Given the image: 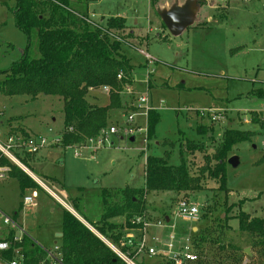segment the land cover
Wrapping results in <instances>:
<instances>
[{"label": "rangeland", "instance_id": "obj_1", "mask_svg": "<svg viewBox=\"0 0 264 264\" xmlns=\"http://www.w3.org/2000/svg\"><path fill=\"white\" fill-rule=\"evenodd\" d=\"M186 1L99 0L88 6L89 18L95 23L110 27L107 21L113 18L124 25L122 29L111 30L121 44L120 52L133 66L131 88L136 96L147 95L159 115L148 143H145V132L132 136L134 142H130L131 137L118 133L108 137L104 146L95 151V143L84 148L79 143L64 148L60 137L65 131L61 98L0 94V142L13 133L44 136L51 142L37 154L14 153V156L21 162L25 159L29 171L74 210L69 212L41 187L23 192L16 180L9 177L11 167L7 166V179L0 181V210L8 216L19 211L25 232L40 246L60 245L56 235L62 230L64 211L82 221L85 220L82 217L91 222L99 220L103 213V189L110 202L121 199L116 193L118 189L143 190L145 160L147 156L162 157L170 150L162 145L164 140L176 142L169 164L177 166L179 142L203 143L205 152L210 154L225 131L233 129L248 132L251 140L234 146L230 153V157H238L239 164L237 167L226 165L228 192L213 190L217 185L209 181L207 188L189 194H147L143 216L148 219L149 227L134 231L123 229L121 241L129 242L119 248L124 247L130 253L136 249L137 253L132 256L136 264H165L166 257L149 256L148 249L161 250L171 235L183 239L191 236L194 240V233L207 227L216 239L220 233L216 220L229 217L225 223L229 229L221 239L225 244L250 249V255L243 254L241 264L263 263L260 253L247 247L236 218L240 211L264 218V0H200L195 25L176 38L165 28L159 12ZM14 5V0H0V71L19 61L28 45L26 35L16 27ZM36 43L37 40L33 41L34 56L38 55ZM145 54L152 60L148 61ZM3 77L0 75V81ZM102 89L88 91L86 100L90 105L109 104V96ZM120 97L123 103L127 100L123 95ZM127 112L125 107L109 110L104 129L123 125ZM214 113L219 117L216 121L210 117ZM139 122L146 128L145 118H139ZM198 125L207 126L209 131L201 135ZM52 141L55 142L52 144ZM194 159L193 172L204 164L203 154L196 153ZM57 182L61 186L55 185ZM62 189L67 198L61 194ZM34 195L32 205L22 206L25 196ZM75 199H80L77 208L73 204ZM183 199L190 200L199 209L196 218L178 215V203ZM123 223L124 217L122 222L113 224L119 228ZM0 227L5 228L1 218ZM193 227L197 229L192 231ZM142 244L144 248L138 250ZM196 252L199 259L207 256L219 262L224 258L218 257L226 256L231 258L229 264H235L234 253L221 254L214 243H208L204 252L202 249Z\"/></svg>", "mask_w": 264, "mask_h": 264}, {"label": "trees", "instance_id": "obj_2", "mask_svg": "<svg viewBox=\"0 0 264 264\" xmlns=\"http://www.w3.org/2000/svg\"><path fill=\"white\" fill-rule=\"evenodd\" d=\"M96 1L99 0H14V21L16 27L26 35L28 45L19 61L9 69L0 71V75L4 76L0 81V94H28L33 99L40 96L61 98L65 115V131L61 136L64 148L77 143L84 144L88 139L98 136L107 126L109 110L124 107L119 93L123 85L131 83L130 72L133 66L120 52L121 44L113 37L111 30L113 27L122 29L124 25L118 24V20L113 18L107 21L110 27L92 21L88 15V6ZM36 40L38 55L34 56L32 46ZM120 73L124 75L122 80L117 78ZM104 87L110 88L109 104L104 107L90 105L86 100L88 91ZM158 120V113L150 111L147 141L154 135ZM197 131L202 135L209 130L205 125H198ZM250 140L248 132L229 129L210 154L205 152L203 143L184 140L185 142H179V164L174 166L169 164V160L176 142L166 139L162 145L170 150L165 151L162 157L147 156L145 160L143 190L128 187L118 189L116 193L121 199L110 202L103 189L100 223L95 224L83 218L106 239L120 246L123 229L142 230V225H134L132 221L145 214L147 194H189L207 188L209 181L217 185L213 190L227 193L226 165L231 158L230 153L234 146ZM196 153L203 154L204 164L193 172L191 163L195 160ZM21 163L28 165L25 159ZM0 165L11 167L8 175L16 180L23 192L40 189L36 182L15 165H11L9 160L1 158ZM79 201L80 199L73 200L76 208ZM114 217H124V223L119 228L109 223ZM228 218L216 220L219 221L220 228L216 239L209 234L212 232L210 227L194 233L195 247L204 252L208 243H214L221 254L232 251L236 256L234 263L241 264L244 249L238 244H225L221 239L229 229L225 225ZM236 219L238 231L245 236L247 247L258 251L264 264V218L251 217L240 211ZM62 235L59 246L64 264H124L107 244L68 211L63 214ZM14 237L13 231L5 237L6 241L13 243L10 250L3 253L7 262L15 259L16 250H21L26 264H39L45 258L44 252L30 238L24 237L22 242L15 244ZM133 255L134 252L131 256ZM218 258L224 259L218 262L205 256L192 264H229L231 259L226 256ZM165 264L172 263L168 261Z\"/></svg>", "mask_w": 264, "mask_h": 264}, {"label": "built area", "instance_id": "obj_3", "mask_svg": "<svg viewBox=\"0 0 264 264\" xmlns=\"http://www.w3.org/2000/svg\"><path fill=\"white\" fill-rule=\"evenodd\" d=\"M146 59L151 61V57L148 54H145ZM118 80H122L124 78L123 73L117 75ZM102 91L109 96L110 88L104 87ZM127 100L124 102V107L128 109V112L124 114L125 120L123 125L119 126H111L108 129H104L100 132V134L94 138L88 139L84 144L80 147H89L95 143V151L100 147L104 146L106 139L111 135H115L118 133H123L127 137L135 136L136 133H144L145 132V143H148V114L150 111H155L156 109L151 105L149 98L147 95H138L134 94L133 89L131 88L130 83H126L123 85L120 93ZM200 115L204 116V112H200ZM213 121L219 119L217 113H214L210 116ZM139 118H145L146 120V128L141 127V122L138 123ZM136 137V136H135ZM55 141H52V144ZM51 145V142H48L44 136H34L28 135L24 136L23 134H9L4 142H0V159L5 158L9 160L11 163H19L20 161L14 153L20 155L25 154H37L41 149L47 148ZM77 147V148H80ZM262 148L264 151V141L262 143ZM21 163V162H20ZM8 172V167L0 165V181H3ZM33 203L32 197H25L24 204L30 205ZM179 211L178 215L182 216L186 219H194L199 214V209L196 207L194 203L190 200L183 199L178 203ZM0 218L2 220V224L7 229V233L10 231L15 232V237L13 238L14 243L22 242L24 237H28V234L25 230L19 225L17 221L14 220L13 217L8 216L0 210ZM145 216L135 217L132 221L134 225H142V229H146L149 227L150 223H148ZM166 224V222L164 221ZM158 226L161 225L160 222L157 223ZM134 231V230H132ZM130 235H127L129 238ZM104 242L111 248V250L124 262V264H136L131 256L132 252L137 253L136 249L132 250V252H125L124 247L119 248L107 240L104 239ZM129 241H122L121 246H125ZM12 242L6 241L5 238L0 240V264H26L24 261V257L20 253L21 250H16V257L12 261H6L3 258V253L10 250L12 247ZM37 245V244H36ZM45 254V258L39 264H64L62 254L60 251V246L55 245L52 248H46L40 245H37ZM144 245L141 247H137L138 250L142 251ZM131 250V249H130ZM147 255L149 256H164L167 260L172 264H192L199 260V256L196 252V247L194 240L191 236L186 238H177L174 235H171L168 239L167 245L159 251H156L154 248L148 249Z\"/></svg>", "mask_w": 264, "mask_h": 264}, {"label": "water", "instance_id": "obj_4", "mask_svg": "<svg viewBox=\"0 0 264 264\" xmlns=\"http://www.w3.org/2000/svg\"><path fill=\"white\" fill-rule=\"evenodd\" d=\"M199 4L200 0H187L183 5L175 4L168 9H162L159 12V17L169 33L177 38L188 28L195 25V20L200 7ZM134 140V137L130 138V142H134ZM227 163L232 167H237L239 164L238 157L232 156ZM166 221L168 222L169 220L167 219ZM57 236L62 238L63 235L60 233L57 234ZM244 253L250 255V249H245Z\"/></svg>", "mask_w": 264, "mask_h": 264}, {"label": "crops", "instance_id": "obj_5", "mask_svg": "<svg viewBox=\"0 0 264 264\" xmlns=\"http://www.w3.org/2000/svg\"><path fill=\"white\" fill-rule=\"evenodd\" d=\"M205 2V1H204ZM200 6V5H199ZM168 9V8H167ZM13 126H11V128H12ZM14 128V127H13ZM22 129H24V128H22ZM24 130H26V129H24ZM25 132H31L30 130H26ZM60 137H61V135H60ZM135 139V138H134ZM135 141V140H134ZM23 157V156H22ZM24 158V157H23ZM16 166H18L22 171H24V173H26L34 182H36L43 190H45L53 199H54V201H56L57 203H59L60 205H63L69 212H71V213H73V208L72 207H69L60 197H58L55 193H54V191L55 190H51V189H49V187L43 182V181H41V179L39 178V177H37L36 175H34L31 171H29V169L24 165V164H22V163H14ZM8 176V175H7ZM6 176V177H7ZM7 179V178H6ZM12 179V178H11ZM52 184H54V183H52ZM61 183H59V182H57V183H55V185H59V186H61L60 185ZM63 187H64V185H63ZM64 189V188H63ZM61 190V194L64 196V198H67L66 197V194H65V191L64 190ZM29 190H31V189H29ZM26 191V190H25ZM25 197H28V196H25ZM24 197V198H25ZM30 197H32L33 198V203H34V199H35V195L34 196H30ZM24 198H23V201L21 202V204H22V206H30V205H32V204H30V205H25L24 204ZM10 216V215H9ZM11 217H13L14 218V220L15 221H17L18 223H19V225L24 229V227H23V225L20 223V221H19V211H17V212H14V215L13 216H11ZM77 217V216H76ZM82 217V216H81ZM78 218V217H77ZM121 218V219H120ZM114 217V218H111L110 220H109V222H111L112 224L114 223V221H116V222H122V217ZM83 224H85L91 231H93L94 232V234L97 236V237H99L103 242H104V237H102L97 231H94V230H92V226L86 221V220H84V221H82L80 218H78ZM82 219H84L83 217H82ZM168 218H166L165 219V221L167 220ZM100 220H101V218L99 219V220H97V221H93L92 223H95V224H97V223H99L100 222ZM91 222V221H90ZM169 222V221H168ZM197 228L196 227H193L191 230L192 231H194V230H196ZM0 230H2L1 232H0V240H2V239H4L5 237H6V235H7V229H5V228H3V227H0ZM4 230V231H3ZM27 233V232H26ZM60 233H62V230H61V232ZM60 233H58V234H60ZM28 234V233H27ZM56 238H59L57 235H56ZM31 239V238H30ZM59 239H61V238H59ZM32 240V239H31ZM33 241V240H32ZM35 244H37V245H39L38 243H36L35 241H33ZM55 244H56V242H54ZM105 243V242H104ZM106 244V243H105ZM58 245V244H57ZM44 247V246H43ZM46 248H48V247H46ZM52 248V247H51Z\"/></svg>", "mask_w": 264, "mask_h": 264}]
</instances>
